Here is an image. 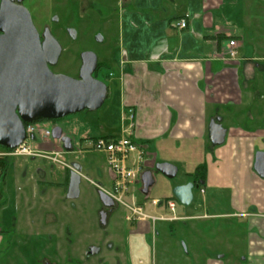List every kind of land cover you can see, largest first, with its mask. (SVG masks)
I'll list each match as a JSON object with an SVG mask.
<instances>
[{"label": "crops", "instance_id": "crops-1", "mask_svg": "<svg viewBox=\"0 0 264 264\" xmlns=\"http://www.w3.org/2000/svg\"><path fill=\"white\" fill-rule=\"evenodd\" d=\"M101 1L106 12L107 30L109 32L115 27L116 31L115 34L108 33L111 49L98 64L106 65L110 72L106 78L118 96L122 124L113 135L83 136L81 144L86 147L90 138L118 136L133 124L134 140L147 152L146 170L155 169L158 163H170L178 168L179 173L177 164H180L188 176L200 165L207 167L205 192H200L204 205L199 204L194 214L182 217H189L187 221L194 222L220 219L247 222V227L237 231L234 224L228 223L226 243L217 236L216 230L206 232L197 223H191L189 228L169 225L166 233L169 239L163 237L165 240L160 242L159 255L164 258L156 260L153 256V261L147 263L139 258L146 253L137 245L126 254L125 264H171L167 254L173 246L168 242L175 240L177 234L188 235L190 241L189 246L183 247L185 252L179 255L181 258H177L181 264H264V180L254 171L257 152H264V0ZM181 20L187 23L185 29L178 27ZM231 40L237 42L239 55L236 59L228 56ZM102 41L105 42L104 39ZM212 121L226 132L225 142L220 146L211 142L209 129ZM59 128L62 134L58 144H64L63 149L34 136L30 141L32 150L47 154L63 152V159L75 152L72 139L64 128ZM2 151L3 148L0 149ZM201 155L202 162H194L195 157ZM26 163L27 159L24 163L12 162L11 165L22 179L30 171V177L24 184L31 188L33 199L25 192L18 194L13 201L14 207H19V211L21 208L27 210L34 199L37 205L47 200L52 204L65 198L71 200L68 198L70 177L67 180L66 175L70 168L63 169V181L42 182L38 176L47 177L44 166L31 168ZM67 163L72 166L79 164L83 179L82 164L77 161ZM104 173L112 185L113 175L109 167L104 168ZM42 184L48 186L45 196L39 193V189L44 187ZM208 190L212 191L213 205L218 202L217 196L222 197L220 201L225 198L228 212L210 213L205 209L209 203V198L204 197ZM136 193L142 196L143 203L145 199L141 190ZM134 202L137 203V199ZM253 208L257 212H252ZM4 210L7 212L6 208ZM54 213L55 216L50 214L49 218L53 233L57 231L59 222L58 213ZM25 214L26 211L22 213L23 216ZM23 216V227L25 221L29 222L27 226L30 228L37 224ZM1 217L3 224L7 223V213ZM19 222L16 221L12 231L17 230ZM154 229L153 220L137 222L129 231L128 242L132 237L155 234ZM35 233L31 231L28 237ZM3 237V229L0 228V249ZM207 237H212V249L206 246ZM158 240L156 238V243ZM224 244L226 249L222 248ZM233 250H239L240 255L233 256ZM68 253L70 251L65 250V262L68 261ZM47 263L49 261L45 260Z\"/></svg>", "mask_w": 264, "mask_h": 264}, {"label": "rangeland", "instance_id": "rangeland-1", "mask_svg": "<svg viewBox=\"0 0 264 264\" xmlns=\"http://www.w3.org/2000/svg\"><path fill=\"white\" fill-rule=\"evenodd\" d=\"M115 1L116 0H114V2ZM36 3H38V5ZM54 3V0H29L27 2L30 7V11H32L33 15L35 16V22L37 23L39 32H42V21H46L49 17L54 15L55 11L51 6V4L53 5ZM104 9V6L99 4L97 0H78L77 5L74 7H67L66 4V6L63 8V12H60V10L57 11L60 12L57 14V16L59 18H63V20L70 24L71 27L76 31L77 39L75 40L74 37L67 34L64 25H58L53 28L50 27L53 35L61 42L63 46V54L60 57L59 63L56 66L51 67L53 73L64 74L78 78V73L81 67L80 53L84 51L94 52L98 57V61H103L107 51L111 49V45L108 43V33L110 31L112 33L116 31V28L113 27V29L110 28L108 32L106 12ZM99 36L105 40L104 43L103 41L98 42L97 37ZM103 72L104 75H100L101 77H99V80H102L107 84L108 87L111 88V92H109L108 98L103 107L95 112L85 110L81 113L70 115L63 119L51 122H43L50 126L52 132L56 128H64L67 135L72 139L75 152L66 156L63 160L65 162L77 161L83 166L81 196L79 199L67 200V198H65L61 202L55 201L56 204H52L51 200H47L43 201V204L41 202L38 205L34 199L31 200L32 205H30L27 210L25 208H21L19 211V207L17 209V207H14L13 203L18 194H23L25 192L29 195L30 199H33L31 188L29 189L25 187L24 184L25 179L30 177L28 175L30 171H28L27 176L22 179L20 178V173L15 174L13 171L11 165L12 162L13 164L18 162L24 163V160L27 159L26 165H29L30 167L44 166L43 168H45L44 171H46L47 177L42 178L41 175L38 176L39 180H42V182L50 180L63 181V169H69L54 162L51 165L50 163L52 162L49 163L38 157H19L13 158L9 161V170L7 171L5 178L0 181V196H3V201H1V203H4L0 205V215L5 213L8 215L7 223L3 224V218H0V228L6 231V233H4L3 244L0 249V264H45V260L49 261V264L126 263L123 262V260L118 255H116V253L120 247L122 249L125 247V242L121 243V240L124 241L125 237H129V231L133 228V226H135L132 221L127 220L128 217H132L131 212H129L123 206L118 205L116 206L115 212H110L111 216L109 217L110 219H108L109 225L106 227V229L100 227L99 224L103 205L96 192L99 190H109L112 186L107 175H105V173L103 174L104 168L108 167L107 158L103 154L92 151L83 152V155L76 154L79 150L85 147V144H81V139L83 136H98L101 133L113 135L117 132V129H119L122 124V118L120 117V113H118V96H115L112 83L111 81L107 80L105 76L109 75L110 72L106 69ZM58 141L59 139L54 137L52 134V137L49 139L48 143H55L57 144L58 149H63L64 144H58ZM84 141L85 140H83V142ZM0 149H2V147H0ZM202 160L203 156L201 155L195 157L194 162H202ZM177 165L179 166V173L173 179L165 177L156 169H151L155 184L150 189V193L148 195L149 199H147L146 205L144 206V209L147 213L151 215H167V211L157 210L150 206L149 202L153 198L160 200L170 198V196L173 194V190L176 187L189 181V176L185 174L184 167L180 164ZM71 170H69L66 174L67 180ZM15 175H17V178ZM42 185H44V187L39 189V193L40 195L45 196L43 194H45L47 191L48 186L46 184ZM194 194L195 198L190 206L185 207L179 203L177 213L179 216L192 215L195 213L194 210L199 207V204L200 206L204 205L200 191L195 189ZM131 195L128 196L130 201L134 198V200L137 199V203H142L143 198L139 193H134L133 196ZM204 197L209 198V203L205 205V209H208L210 213L228 212L225 198H223L224 201H220L222 197L214 196L218 202L216 204L214 203L213 205L211 199L212 191L208 190L207 195ZM4 208H6L7 212H5ZM65 208L68 210L65 211ZM24 211H26L27 214L23 216L22 213ZM251 211L257 212V209L253 208ZM54 212L58 213L59 220L56 226V234L51 232L50 224L52 223H49L50 214L54 217ZM21 216L26 217L25 219L30 218L31 220H35L37 224L34 225L33 228H30L27 226L29 222L25 221V226L23 227L21 225ZM17 220L21 223L19 222L17 230L15 229L12 231V228L14 227L13 225H15ZM199 222L185 221V223H181V225L182 227L189 228L191 223L194 225L197 223L201 228L207 230L206 232L216 230L217 236H219V238L224 243L228 241L227 238L229 235L226 237L225 232L228 223L234 224L236 231L238 229H243L244 226L247 227L246 221L236 219L231 221H226L223 219L203 220ZM240 222H242V224H240ZM168 226L169 224L167 223L157 222L155 223V234H150V236H144L143 238H130L128 243L131 242V244L124 249L125 252H127L129 246L130 250L132 251L137 245H140L141 249H144L146 253V255H141V257H139L140 259L145 260L147 263H151L153 261V256L154 259L156 258V260H161V258L164 257H160L161 255H159L161 246L160 242L161 240H165L163 237H167V239H169V236L166 234L169 232ZM176 227L178 226L176 225L175 228ZM31 231H36V233H40L41 236H38L35 233L33 235L34 237H28L31 234ZM119 238L121 240H119ZM156 238H159L157 243ZM99 240L108 241L111 246L113 245V248L108 251V249L105 247L102 254L97 255L90 260L85 259V252L88 245H97ZM176 242H180L181 244L177 245ZM212 242V237H207L206 246H209L212 249ZM168 243L169 245L173 246L172 251L167 254V257L171 260V264H181V262L178 261L181 258L179 255H182V253L185 252V246L190 245L188 235L183 237L180 235L178 236L177 234L175 240L170 239V242ZM222 248L226 249L227 245L224 244ZM65 250L70 251V254L68 253L69 256L67 262H65L64 259ZM205 250H207V248H205ZM147 253L149 255H147ZM232 255L239 256V250H233ZM172 259H174V261H172Z\"/></svg>", "mask_w": 264, "mask_h": 264}, {"label": "water", "instance_id": "water-1", "mask_svg": "<svg viewBox=\"0 0 264 264\" xmlns=\"http://www.w3.org/2000/svg\"><path fill=\"white\" fill-rule=\"evenodd\" d=\"M15 1L18 2L15 3ZM1 0L0 5V147L15 149L26 140V125L39 119L59 120L85 110L95 112L105 104L109 88L94 74L98 57L87 51L81 56L78 78L55 74L51 67L59 63L63 48L49 29L41 40L31 12L22 2ZM75 38V31H71ZM99 41L103 39L99 36ZM210 138L215 146L225 142V130L215 121L210 125ZM62 130L53 135L60 138ZM155 169L169 179L178 175V168L170 163H158ZM255 170L264 174V152L256 154ZM82 167L74 163L70 173L68 198L80 196ZM142 194L148 196L155 184L153 173L146 170L141 176ZM194 185L189 183L173 190V196L185 207L194 201ZM98 196L107 209L116 207L105 191ZM101 222L107 225V213H101ZM98 252L90 248L89 255Z\"/></svg>", "mask_w": 264, "mask_h": 264}, {"label": "built area", "instance_id": "built-area-1", "mask_svg": "<svg viewBox=\"0 0 264 264\" xmlns=\"http://www.w3.org/2000/svg\"><path fill=\"white\" fill-rule=\"evenodd\" d=\"M180 29H185L187 23L181 20L178 23ZM228 56L230 59H236L239 55L237 42L231 40ZM132 120V118H131ZM133 124H129L128 128H124L123 132L118 136L90 138L86 141V147H83L77 153L92 151L103 154L107 158V165L112 172L113 180L112 187L109 190H104L113 201L123 206L132 217L136 219H182L179 216L178 205L179 201L175 198L160 200L152 199L149 205L155 209L167 211V215H151L144 209L146 201L142 204H137L133 200H129L128 196H133L138 192L141 176L146 170L145 147L134 140ZM50 126L43 122L31 123L26 126V140L15 149H3L0 152V157H43L54 163H58L63 167L72 169V166L63 160L65 153L55 152L52 154L37 152L32 150L30 140L34 136H38L42 141L47 142L52 137ZM204 194V190L200 191Z\"/></svg>", "mask_w": 264, "mask_h": 264}, {"label": "flooded vegetation", "instance_id": "flooded-vegetation-1", "mask_svg": "<svg viewBox=\"0 0 264 264\" xmlns=\"http://www.w3.org/2000/svg\"><path fill=\"white\" fill-rule=\"evenodd\" d=\"M29 0H25V1H23L22 2V5L23 6H25L27 9H29V11H30V7H29V5L27 4V2H28ZM42 1V0H41ZM77 1L78 0H54V4L52 5L51 4V6L54 8V11H55V13H54V15H52L51 17H49L48 18V20H46V21H42V26H41V29H42V32H39L40 33V36H41V40L43 41L44 40V32H45V30L46 29H49L50 31H51V29H50V27H55V26H58V25H64V28H65V30H66V32H67V34L69 35V36H71V31H75L72 27H71V25L70 24H68V23H66V21L65 20H63V18H59L58 16H57V14L58 13H60V12H63V8L66 6V4H67V7L69 6V7H74L75 5H77ZM98 2H99V4H102V1L101 0H98ZM116 2V1H115ZM15 3H17L18 4V2L17 1H15ZM43 3V2H42ZM37 5H38V3H36ZM48 4V3H47ZM0 5H1V0H0ZM60 10V12H57V11H59ZM66 11H68V10H66ZM31 12V15H32V19H33V22H34V24H35V26H36V28H37V30L39 29L38 27H37V23L35 22L36 21V19H35V16L33 15V13H32V11H30ZM39 31V30H38ZM52 33V32H51ZM75 33H76V31H75ZM53 34V33H52ZM57 39V38H56ZM75 40L77 39V33H76V36H75V38H74ZM97 39H98V37H97ZM58 40V39H57ZM59 41V40H58ZM60 42V41H59ZM98 42H101V41H99V39H98ZM60 44H61V42H60ZM61 46H62V44H61ZM62 48H63V46H62ZM84 52H87V51H84ZM84 52H81L80 53V59H81V66H82V58H81V56H82V54L84 53ZM62 54H63V52H62ZM80 69H81V67H80ZM79 75H80V70H79V73H78V77H79ZM98 75V74H97ZM101 75V74H100ZM98 79V78H97ZM53 134V133H52ZM261 152V151H260ZM258 153V152H257ZM255 163H256V159H255ZM71 165V164H70ZM72 166V165H71ZM72 170H73V166H72ZM254 171H255V173L261 178V179H263L264 180V174L263 175H260L256 170H255V165H254ZM82 175V174H81ZM69 177H70V175H69ZM189 183H192V182H190L189 181ZM189 183H187V184H189ZM140 185H142V183H141V181H140ZM186 185V184H185ZM180 186H182V185H180ZM202 190V189H201ZM200 190V191H201ZM204 190V189H203ZM141 191H142V189H141ZM193 192H195V189L193 190ZM97 193V195H98V191L96 192ZM143 195V194H142ZM99 197V196H98ZM143 197H144V195H143ZM194 198H195V194H194ZM100 199V198H99ZM145 201H147V200H145ZM115 205L116 206H118V204H116L115 203ZM120 206V205H119ZM115 210H116V207L115 208H113V209H107V208H105L104 206L102 207V211H101V213L102 212H106L107 213V225L106 226H104L103 224H102V222H101V215H100V221H99V224H100V227H102L103 229H106V227L109 225V223H108V219H110L109 217L111 216V214H110V212L111 211H114L115 212ZM190 218L189 217H183L182 219H156V220H153L154 221V223H157V222H162V223H167V224H169V225H173V226H178L179 228H181L182 227V225H181V223H185V221H187V220H189ZM127 220L128 221H132L133 222V224H135V223H137V222H140V221H144V220H152V219H136V218H131V217H128L127 218ZM122 242H125V247L122 249L121 247L119 248V250L117 251V253H116V255H118L122 260H123V262H126L125 260H126V254L128 255V252H129V250H130V246H129V249L127 250V252H125V248H127V246L129 245L128 244V237H125V240L124 241H122L121 240V243ZM106 247V249H108V251H110V249L111 248H113V245L111 246V244L108 242V241H105V240H99V243L96 245V244H90V245H88V247H87V249H86V252H85V259H88V260H90L91 258H93V257H95V256H97V255H100V254H102V252L104 251V248ZM90 248H95V249H97L98 250V252L96 253V254H93V255H89L88 253H89V250H90ZM112 251V250H111ZM47 264H49V263H47ZM125 264V263H124Z\"/></svg>", "mask_w": 264, "mask_h": 264}, {"label": "trees", "instance_id": "trees-1", "mask_svg": "<svg viewBox=\"0 0 264 264\" xmlns=\"http://www.w3.org/2000/svg\"><path fill=\"white\" fill-rule=\"evenodd\" d=\"M108 70V67L102 63H99L98 64V68H97V71L95 72L94 76L98 79H100L99 77L100 74L103 76L104 74V70ZM98 74V75H97ZM106 77H108V75H105ZM102 81V80H101ZM51 122V121H55V120H47V119H39L38 121L36 122ZM26 126H28V124H25ZM107 137H111V136H107ZM3 149H6L4 147H2ZM9 158H6V157H0V181L2 179L5 178V175H6V172L8 170V167H9ZM189 176V181L193 183L194 185V189H197V190H201V189H204L205 186H206V180H207V167L205 165H200L196 168V170L191 173V174H188ZM142 189V185H140V190ZM171 198H175V197H170V198H166L165 200L167 199H171ZM144 199L147 200L149 199L148 196H144ZM176 199V198H175ZM3 233H6L5 230H3Z\"/></svg>", "mask_w": 264, "mask_h": 264}]
</instances>
